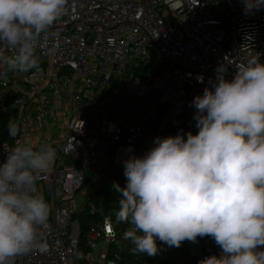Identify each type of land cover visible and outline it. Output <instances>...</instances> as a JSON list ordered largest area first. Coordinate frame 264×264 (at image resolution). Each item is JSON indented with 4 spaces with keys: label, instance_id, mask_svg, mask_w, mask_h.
Wrapping results in <instances>:
<instances>
[{
    "label": "built area",
    "instance_id": "built-area-1",
    "mask_svg": "<svg viewBox=\"0 0 264 264\" xmlns=\"http://www.w3.org/2000/svg\"><path fill=\"white\" fill-rule=\"evenodd\" d=\"M264 62V8L242 0H68L64 15L37 47L40 70L0 64V166L16 144L47 142L57 150L37 187L50 206L35 246L12 264H199L219 257L210 236L158 252L133 253L118 223L96 203L110 182L115 151L143 157L156 138L197 134L193 105L214 91L224 65L249 54ZM20 132L8 134V121ZM120 173L124 174V168ZM264 250V246H260Z\"/></svg>",
    "mask_w": 264,
    "mask_h": 264
},
{
    "label": "clouds",
    "instance_id": "clouds-1",
    "mask_svg": "<svg viewBox=\"0 0 264 264\" xmlns=\"http://www.w3.org/2000/svg\"><path fill=\"white\" fill-rule=\"evenodd\" d=\"M245 13L264 0H242ZM68 0H0V64L9 72L40 70L36 50L64 15ZM249 54L235 67L216 70L214 91L205 88L193 105L198 133L156 138L143 157L124 162L126 187L120 194L118 223L133 253L158 252L156 238L169 246L210 236L221 248L199 264H264V62ZM16 137L19 124L8 121ZM0 166V264H12L33 247H45L39 230L49 203L39 192V174L57 158L47 142L16 144Z\"/></svg>",
    "mask_w": 264,
    "mask_h": 264
},
{
    "label": "trees",
    "instance_id": "trees-1",
    "mask_svg": "<svg viewBox=\"0 0 264 264\" xmlns=\"http://www.w3.org/2000/svg\"><path fill=\"white\" fill-rule=\"evenodd\" d=\"M115 184H118L121 188L126 187L127 180L123 173L115 175V172H113L110 176L108 187L106 189L95 192L98 197V199H96V203L100 202L107 213H113L114 215L118 210V200L120 198V194L115 191ZM199 238L203 240L205 236Z\"/></svg>",
    "mask_w": 264,
    "mask_h": 264
},
{
    "label": "rangeland",
    "instance_id": "rangeland-1",
    "mask_svg": "<svg viewBox=\"0 0 264 264\" xmlns=\"http://www.w3.org/2000/svg\"><path fill=\"white\" fill-rule=\"evenodd\" d=\"M127 160V154L123 151H115L111 163V173L115 170H121L124 168V162Z\"/></svg>",
    "mask_w": 264,
    "mask_h": 264
},
{
    "label": "water",
    "instance_id": "water-1",
    "mask_svg": "<svg viewBox=\"0 0 264 264\" xmlns=\"http://www.w3.org/2000/svg\"><path fill=\"white\" fill-rule=\"evenodd\" d=\"M118 174H120V171H116V172H115V175H118Z\"/></svg>",
    "mask_w": 264,
    "mask_h": 264
}]
</instances>
